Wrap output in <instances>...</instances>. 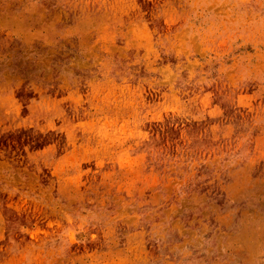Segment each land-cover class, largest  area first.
<instances>
[{
  "label": "rangeland",
  "instance_id": "obj_1",
  "mask_svg": "<svg viewBox=\"0 0 264 264\" xmlns=\"http://www.w3.org/2000/svg\"><path fill=\"white\" fill-rule=\"evenodd\" d=\"M0 264H264V0H0Z\"/></svg>",
  "mask_w": 264,
  "mask_h": 264
}]
</instances>
